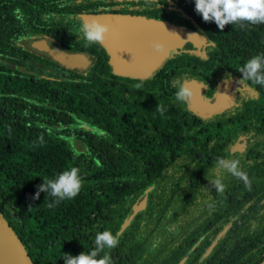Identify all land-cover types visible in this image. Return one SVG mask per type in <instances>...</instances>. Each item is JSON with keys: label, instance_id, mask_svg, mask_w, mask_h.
<instances>
[{"label": "trees", "instance_id": "16d2710c", "mask_svg": "<svg viewBox=\"0 0 264 264\" xmlns=\"http://www.w3.org/2000/svg\"><path fill=\"white\" fill-rule=\"evenodd\" d=\"M107 2L0 0L1 211L35 264H66L64 253L91 251L104 230L119 233L118 246L105 249L113 264H259L264 86L247 82L232 105L201 116L175 100L171 81L200 82L212 97L227 74L241 80L239 68L264 54V24L221 31L197 14L195 0H164L175 7L173 22L199 31L207 43L201 51L175 50L156 73L133 78L116 75L104 46H85L80 33L79 13ZM148 2L157 5H123ZM42 37L92 54L91 64L69 69L25 43ZM159 103L163 114L155 110ZM219 158L239 159L251 188L218 173ZM71 167L83 178L75 198L57 204L41 192L33 199L43 177ZM218 174L219 193L210 182Z\"/></svg>", "mask_w": 264, "mask_h": 264}, {"label": "water", "instance_id": "95a60500", "mask_svg": "<svg viewBox=\"0 0 264 264\" xmlns=\"http://www.w3.org/2000/svg\"><path fill=\"white\" fill-rule=\"evenodd\" d=\"M83 23L86 20L99 19L108 24L111 31L103 46L110 53V63L117 75L147 78L156 70L173 50L183 48L191 42L197 49L207 43V37L194 29L184 30L182 26L169 21L147 18L143 15L122 13L80 12ZM162 43L164 50L158 53L154 43ZM32 46L47 52L55 61L69 68L86 69L91 64L90 57L84 52H69L52 47L48 41L37 39ZM194 91L190 108L201 116L229 107L234 96L230 83L223 85L213 101L206 99V86L200 82L185 81ZM0 264H35L22 239L0 209ZM264 264V259L259 263Z\"/></svg>", "mask_w": 264, "mask_h": 264}, {"label": "clouds", "instance_id": "9594fccd", "mask_svg": "<svg viewBox=\"0 0 264 264\" xmlns=\"http://www.w3.org/2000/svg\"><path fill=\"white\" fill-rule=\"evenodd\" d=\"M105 11L111 10L106 9ZM195 11L202 16L205 22H215L221 31L229 24L241 26L245 23L264 24V0H195ZM110 31V26L99 19L86 20L80 28V33L87 42L85 46L103 45ZM153 48L156 52L162 53L164 45L157 42L153 44ZM238 71L243 74V77L237 82L243 87L247 86V82L264 86V54L253 56ZM231 79V74H227V80ZM171 86L176 89L175 100L177 102L185 105L193 102L195 93L189 84L173 79ZM133 87L140 90L143 86L138 83ZM155 110L161 114L164 113V107L160 103ZM215 168L218 173L227 172L242 180L246 188H251V181L247 173L241 169L239 159L219 158L215 163ZM223 179L224 177L218 174L214 180H210L218 193L224 190ZM82 186L83 178L80 170L77 167H71L55 178L43 177V183L37 186L33 199H39L40 193L45 192L47 196L51 195L56 198L55 203L58 204L60 201L75 198ZM53 206L54 204H49V207ZM209 207L211 208V205ZM94 243L95 247L91 251L75 256L64 253L62 258L66 264H113L110 251H105V249L111 250L118 246L119 233L114 234L110 230L97 232Z\"/></svg>", "mask_w": 264, "mask_h": 264}, {"label": "flooded vegetation", "instance_id": "af4514ba", "mask_svg": "<svg viewBox=\"0 0 264 264\" xmlns=\"http://www.w3.org/2000/svg\"><path fill=\"white\" fill-rule=\"evenodd\" d=\"M108 1L109 2H107V5H105V7H103L102 10L96 9V10H93V11H84V12H92V13H101V12H104V13H122V14L143 15V16H146L147 18H155V19H158V20L169 21V22H171L173 24H176L175 22L172 21V17L174 16V12H175V7L173 5H171V4L170 5L163 4L164 3V0H154L155 3L158 2L156 6L155 5H150L149 4L150 2H148L146 6H140V5H136V6H126V5H123V4L127 3V2H129V3H137L139 0H119V1L118 0H108ZM106 9H110L111 11H105ZM176 25L182 26L184 30L194 29V28H192V27H190L188 25L187 26L180 25V24H176ZM197 32H199V31H197ZM45 39L47 40V38H45ZM190 45H192L194 47V49H196L198 51H201V49H202V48L201 49H197L191 42L185 43V45L181 49H185V48H188L189 49L190 48ZM58 48H60V47H58ZM61 49H63V48H61ZM64 50L69 51V52H84V53H86L90 57V59L92 61V58H93L92 54H89V53H87L85 51H70V50H67V49H64ZM173 51H175V50H173ZM173 51H171L170 54ZM105 52H106L107 60L110 63V57H111V55H110V53L108 52V50L106 48H105ZM110 65H111V63H110ZM160 66L156 70H154L151 75H153L154 73H156L159 70ZM239 80H240L239 78L233 77L231 80H225V81H223L219 85L216 93L212 97H207V95H205V98L213 101L215 99V97H216V94L220 90V88L223 85L230 83V85H231L230 86V90H231V93L234 96V101H233V103H234L236 101L237 94H239V95L244 94L245 95V92L244 91H245L246 87H243L242 84H239L237 82Z\"/></svg>", "mask_w": 264, "mask_h": 264}, {"label": "rangeland", "instance_id": "374dc122", "mask_svg": "<svg viewBox=\"0 0 264 264\" xmlns=\"http://www.w3.org/2000/svg\"><path fill=\"white\" fill-rule=\"evenodd\" d=\"M43 38H44V37H42V38H30V39L25 40V43L28 44V45H31V46H32V43H33L35 40H37V39H43ZM47 40H48L49 44L52 45V40L50 41L49 38H47ZM74 143H75L76 147H78L79 149H83V150L85 149V145H84L81 141H79V140H74ZM142 203H143V201H141V202L137 205L136 208H138Z\"/></svg>", "mask_w": 264, "mask_h": 264}]
</instances>
